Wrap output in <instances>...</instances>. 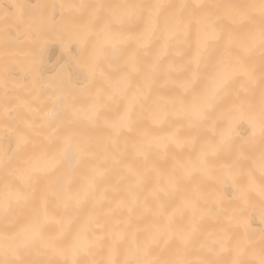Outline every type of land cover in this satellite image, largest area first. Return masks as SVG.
Instances as JSON below:
<instances>
[{
	"label": "bare ground",
	"instance_id": "bare-ground-1",
	"mask_svg": "<svg viewBox=\"0 0 264 264\" xmlns=\"http://www.w3.org/2000/svg\"><path fill=\"white\" fill-rule=\"evenodd\" d=\"M259 4L110 0L113 79L50 68L52 54L38 70L1 62L0 261L259 264Z\"/></svg>",
	"mask_w": 264,
	"mask_h": 264
},
{
	"label": "rangeland",
	"instance_id": "rangeland-1",
	"mask_svg": "<svg viewBox=\"0 0 264 264\" xmlns=\"http://www.w3.org/2000/svg\"><path fill=\"white\" fill-rule=\"evenodd\" d=\"M109 1L9 0L10 14L2 17V21L11 23L4 26L0 22V63L5 62L6 68L38 70L47 62V55L52 54L50 68L82 69L80 63L94 62L105 78L113 79L119 66L116 69L113 65ZM53 10L58 13L57 17ZM53 47L55 51L50 52ZM8 52L11 55L4 59L1 55ZM117 107L118 104L112 109L107 108L111 112L106 111L105 120L115 118ZM24 116L31 120L29 128L32 132L36 125L32 123L30 112Z\"/></svg>",
	"mask_w": 264,
	"mask_h": 264
},
{
	"label": "snow or ice",
	"instance_id": "snow-or-ice-1",
	"mask_svg": "<svg viewBox=\"0 0 264 264\" xmlns=\"http://www.w3.org/2000/svg\"><path fill=\"white\" fill-rule=\"evenodd\" d=\"M259 7H260L261 14L264 15V0H260ZM260 255H261V259H260L259 264H264V248H261ZM0 264H14V262L0 261ZM232 264H242V262L239 259H236L232 262Z\"/></svg>",
	"mask_w": 264,
	"mask_h": 264
}]
</instances>
